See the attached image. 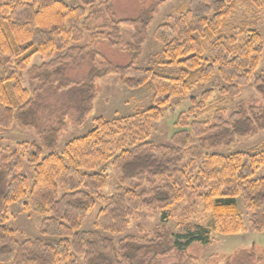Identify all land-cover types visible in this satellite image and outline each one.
Listing matches in <instances>:
<instances>
[{"label": "trees", "instance_id": "1", "mask_svg": "<svg viewBox=\"0 0 264 264\" xmlns=\"http://www.w3.org/2000/svg\"><path fill=\"white\" fill-rule=\"evenodd\" d=\"M166 1L154 0L136 18L116 20L113 0L1 4L0 129L16 123L37 131L38 139L19 142L13 151L2 149L6 182L0 199V264H78V257L84 264H154L148 256L170 254L180 259L176 264H194L187 254L191 244L211 243L213 232L245 230L240 201L252 213V229L264 231V145L257 152H209L264 129V73L252 83L263 58L264 36L247 23L231 27L239 7L259 12L264 0H189L180 7L155 33L167 64L179 65L174 75L139 65L147 29ZM122 26L133 28L130 41ZM86 37L90 44H82ZM101 39L128 53L129 62L100 61L93 47ZM36 54L49 59L28 67ZM82 61L90 63L88 76L76 81L68 70L71 63ZM20 70L30 87L24 85ZM216 74L226 84L222 93L239 95L252 84L263 105L241 101L231 113L219 107L212 120H190L182 114L169 144L149 140L154 122L172 98L211 82ZM109 75L119 76L128 88L151 86L152 105L113 120L98 117L92 129L59 150L66 118H87L97 96L96 80ZM211 93L203 92L200 108ZM187 153L190 161L183 166ZM26 161L35 166L32 181L24 173ZM108 163L119 185L117 192L104 196ZM194 189L206 191L200 196L210 214L208 224L187 222L176 233L157 226L145 236L129 234L118 241L109 235L124 233L132 214L142 208L162 210V220L168 222L173 205ZM23 198L25 211L50 213L41 221L40 232L62 237L57 244L20 240L7 224L9 207ZM96 199L101 205L95 229L81 230ZM184 212L190 216L195 211L188 207Z\"/></svg>", "mask_w": 264, "mask_h": 264}, {"label": "rangeland", "instance_id": "2", "mask_svg": "<svg viewBox=\"0 0 264 264\" xmlns=\"http://www.w3.org/2000/svg\"><path fill=\"white\" fill-rule=\"evenodd\" d=\"M11 1L13 0H0V7L1 4ZM66 1L71 5L78 4V0ZM153 1L113 0L115 20L136 18L143 10L153 5ZM188 2L189 0H167L159 5L155 11L154 20L146 32L147 39L143 46L142 55L139 58L140 66L152 68L156 72L165 75H174L177 73L179 65L167 64V60L163 55V46L155 38V33L158 26L170 20L172 15H178L180 7L188 5ZM1 17L0 11V20ZM231 22V27L233 25L247 23L249 26L259 30L264 36V7L259 12H251L245 7H239L232 15ZM122 32L127 41H130L133 37V28L131 26H122ZM83 43L86 45L90 44V38L86 37L82 41ZM93 48L100 54V57H98L100 61H110L117 65H126L130 60L128 53L119 51L103 39L98 40ZM207 52L209 51L207 50ZM48 59V57L36 54L30 60L28 67L35 64H42L48 61ZM89 68L90 63L87 61L73 62L69 67L68 75L76 81H82V79L88 76ZM262 72L264 73V53L261 64L253 76L252 83L255 80L254 78ZM19 74L23 76L24 85L30 87V81L25 77V71L20 70ZM95 84L97 96L93 101V110L83 121H77L74 114L66 118V125L60 133L59 150H62L66 141L73 137L84 135L92 129L98 117L113 120L119 117L130 116L152 105L151 86L145 85L138 88H128L117 75L99 78ZM225 85L216 74L211 82L199 84L193 87L186 95L172 98L170 103L164 107L163 116L154 122L149 140L157 144H169L174 132L179 130L176 123L182 114L188 116L190 120L194 118L212 120L214 110L219 107H224L228 113H231L241 101L246 104L253 102L255 105H263L261 97L257 94L252 84L241 88L239 95L222 93L220 88ZM208 89H212V93L205 99V106L200 108L198 102L203 99V92ZM37 137V131L34 129L24 128L16 123L12 124L9 128L0 129V199L5 191L4 187L6 182L3 175L4 153L6 151L2 149L7 148L10 149L9 151H13L16 149L17 143L34 142L37 141ZM263 145L264 129L227 146L213 148L209 152L223 154L237 151L257 152ZM185 157L183 166H186L190 161L189 153ZM24 173L32 181L35 176V166L26 161L24 164ZM105 173L107 175L108 185L102 189L101 193L104 196H110L118 191L119 181L111 164L108 165ZM260 173H264V170ZM158 184L161 185V182L159 181ZM144 186L147 187L148 185ZM204 193H206L205 189L189 190L187 196L182 201L173 205V208L170 210L171 215L168 222H163L162 210L142 208L132 214L130 223L124 233L121 235H109L115 241H118L120 238L129 234H134L137 237L145 236L146 233H151L157 226L168 227L176 233L182 230V226L187 222L208 224L210 214L204 209V203L200 196ZM26 201V198H23L14 202L9 207V221L7 224L17 231V236L20 240L40 239L46 243L57 244L62 237L43 235L40 232L41 221L45 217L50 216V213L38 214L27 212L24 210V203ZM96 201V206L85 218L81 230L95 229V219L98 208L101 205L98 199ZM240 205L243 211L245 230L234 234L213 232L211 243L202 244L194 242L187 250V254L194 258V264H264V231L252 229L249 221L252 213L247 210L242 201H240ZM188 207L195 211L190 216L184 212ZM147 261H151L154 264H176L180 262V259L175 254H170L163 257L148 256ZM77 262L78 264H84L82 257H78Z\"/></svg>", "mask_w": 264, "mask_h": 264}]
</instances>
